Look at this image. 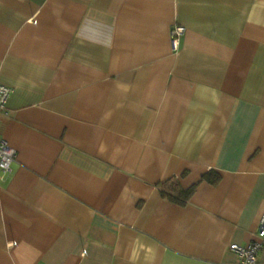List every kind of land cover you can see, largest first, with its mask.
I'll return each mask as SVG.
<instances>
[{"label": "crops", "instance_id": "crops-1", "mask_svg": "<svg viewBox=\"0 0 264 264\" xmlns=\"http://www.w3.org/2000/svg\"><path fill=\"white\" fill-rule=\"evenodd\" d=\"M0 84V264H238L256 239L264 0H0Z\"/></svg>", "mask_w": 264, "mask_h": 264}, {"label": "built area", "instance_id": "built-area-1", "mask_svg": "<svg viewBox=\"0 0 264 264\" xmlns=\"http://www.w3.org/2000/svg\"><path fill=\"white\" fill-rule=\"evenodd\" d=\"M183 34L180 26H174L170 31V43L173 51L178 49L179 38ZM12 90L0 84V118L6 110V105ZM15 162V152L4 141L0 140V177L11 172ZM264 249V216H262L256 239L245 246L230 245L229 250L238 258V264H257L260 251Z\"/></svg>", "mask_w": 264, "mask_h": 264}, {"label": "trees", "instance_id": "trees-1", "mask_svg": "<svg viewBox=\"0 0 264 264\" xmlns=\"http://www.w3.org/2000/svg\"><path fill=\"white\" fill-rule=\"evenodd\" d=\"M220 178L218 175L209 172L201 178V182L205 181L211 185H216ZM196 185L184 190L176 178H170L158 184V191L162 199L174 205L184 207L190 201L194 194Z\"/></svg>", "mask_w": 264, "mask_h": 264}]
</instances>
